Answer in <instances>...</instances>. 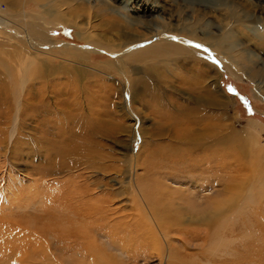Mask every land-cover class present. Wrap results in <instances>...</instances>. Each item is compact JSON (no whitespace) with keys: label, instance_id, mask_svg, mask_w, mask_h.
Here are the masks:
<instances>
[{"label":"bare ground","instance_id":"obj_1","mask_svg":"<svg viewBox=\"0 0 264 264\" xmlns=\"http://www.w3.org/2000/svg\"><path fill=\"white\" fill-rule=\"evenodd\" d=\"M218 1L219 7L205 9L177 0H0V122L14 114L11 138L20 111L42 133L32 135L34 144L20 135L11 153L22 155V164L32 169V177L23 176L13 193L34 189V212L24 214L28 220L13 221L9 215L14 207L0 204V244L35 245L42 256L15 258L13 264L177 260L183 258L179 248L185 254L189 250L190 232L180 227L182 216L165 213L184 209L187 220L212 226L217 216L205 214L196 197L207 189L214 195L206 197L209 205H225L215 199L225 192L218 187L219 177L232 181L241 175L235 186L241 189L245 178L254 175L252 179H260L249 187L248 203L264 195L258 124L253 121L239 134L233 132L224 123L231 101L220 87L221 69L237 79L254 75L247 64L259 59L244 42L254 39L264 49V0ZM60 26L74 29L80 43L58 44L54 34ZM94 54L109 59L94 64ZM83 81L88 86L95 82L91 99L119 95L111 124L126 129L132 142L138 140V128L141 138H149V154L160 161L152 160L145 176L131 174L125 186L118 182L113 191L101 178L85 173L100 167L91 138L104 112H82L77 86ZM134 102L160 119L150 123L155 132L147 130L142 112L132 108ZM165 132L166 141L158 144L155 136ZM9 180L14 178L8 173ZM257 213L263 215L264 206ZM136 229L140 232L134 234Z\"/></svg>","mask_w":264,"mask_h":264},{"label":"rangeland","instance_id":"obj_2","mask_svg":"<svg viewBox=\"0 0 264 264\" xmlns=\"http://www.w3.org/2000/svg\"><path fill=\"white\" fill-rule=\"evenodd\" d=\"M177 1H181L182 4L205 9L216 8L219 7L220 4L218 0ZM237 1L241 2L242 0ZM253 1L255 4L260 2L259 0ZM261 4L264 5V1ZM33 8L35 9L36 7L34 6ZM74 32V29L71 27L60 26L55 30L54 37L56 38L58 44H62V41L63 43L69 42L79 44L80 42H78L76 39ZM244 47L249 48L250 51L254 52L259 60L255 59V57H252L253 60L257 61L254 64H247L252 67L253 71L255 72L254 75L249 78H246V76H241L240 79H237L227 74L224 69L220 70V74L222 75L220 80L221 90L231 101L225 109L227 119L224 121V123L229 124L232 131L239 134L245 128H247L250 122H257L258 128L260 127L259 130L257 128V136L264 147V49L259 50L257 48V42H255L254 39L249 40L248 38L244 42ZM108 59L109 57H107V55L94 54L92 62L95 64ZM88 82L89 81H83L79 84V86H77L79 87L77 98L81 104L82 112L85 114H91L96 112V110L99 112L101 110V112L104 113H102L103 115L100 116V121L98 120V132H96L91 138V145L93 147L94 153H96L93 159L100 167L94 170H85V173L86 175L91 176V178H101L103 182H106L110 186L109 189L113 191L119 185L118 182H124L122 186H125L131 174L145 176L146 169L149 164H151V161L153 160L154 162L156 159L157 161L159 160L158 157L154 158L149 154V151L151 150V147L147 143L149 138L147 136L145 138H141L142 135H140L138 128L135 130V136L138 138V140L132 142L131 136L128 132H126V129L118 130L111 124L115 121L114 112H116V107L114 106L121 101L119 95H98L96 98L92 97L91 99L88 97V93L93 92V90L96 89V86L93 84L95 83L93 81L92 84L89 83L88 86ZM115 82L117 83V81ZM256 82L258 83L256 84ZM112 87L116 88L120 87V85L115 84ZM258 87L261 89V96L257 95L256 93V89ZM89 100L94 103L93 106L90 105ZM111 103H113V107L110 106ZM132 108L142 112V114L140 113V116H143L145 127L147 130H149V132H155L153 129L150 130L152 127L150 123H155V125L159 124L160 119L156 116H153L149 109H147L145 105L143 106L142 103L138 107L137 103L134 102L132 104ZM110 114L111 116H109ZM13 115L14 114L11 113L6 121L4 120L0 122V204L14 207L15 211H13L9 217L13 221H19V218L22 217H25L23 219L28 220L24 214L26 213V215H29L30 213L31 216V213H33V210H35L33 206H36L35 203H37V197L32 196L35 193L34 189L32 188H30L29 193L27 192L23 195L14 194V187L20 185L23 176L24 178L32 177L30 176L32 169L27 165L22 164L24 163V160H26L22 155L19 158L11 157V153L15 150V142L21 139L19 137L20 135H24V141L29 143L32 142L34 144L37 143V138L33 139L32 135L34 134L36 137H39L42 133L38 129H33L31 125H29V121L23 118L21 112L19 111L18 116L20 121L17 119L16 129L13 133V136L10 138L9 133L13 124L11 122L13 121ZM50 117L51 116H47L48 119H50ZM166 133L167 132H165L163 135L158 134L155 136V140L158 144H162L166 141ZM30 139L31 141H29ZM17 146H19V143ZM131 148L134 150L135 157L131 154ZM32 158L35 159V156ZM252 163L251 166L256 165L255 162ZM156 167H158V165ZM8 173L9 177L14 178L13 181H6V179H8ZM239 176L240 177L237 176V178L232 181H228L223 177L218 178V187L222 189L221 191H225L222 195L225 196L227 195L225 193H228L227 197L222 195H218L217 197L215 196L217 203L222 204L223 202V204H225L221 207L215 209L214 206L208 204L206 199L207 196H212L214 199V195L211 193V191L206 189L203 190L200 195L196 194V203H198V205L201 204L202 209H205V214L211 212L214 214V216H217L215 217V221L213 222L212 226H206L205 224L207 222L201 224V222L197 223L195 221L187 220L186 217L184 218V216L187 214L189 215V213L184 211V209L175 210L172 205V212L168 211L165 213V215H171L172 217L182 216L181 219L183 222L182 226L180 227L186 228L187 231L190 232L187 237V240L190 243H186L189 250H187V252L185 251V254L184 250L179 248L178 252L183 258L173 261L168 260V262L162 260L161 264H264V214L259 216L257 213V211H261L262 207L264 206V195H259V201L255 202L254 204L248 203V199L246 198L251 184L258 183L260 178L257 177L252 179L254 175L251 176L252 180L250 178H245V185L241 189H236L235 186L243 180L242 176ZM203 180L206 181L208 179L201 178L199 180L197 178V181L199 182ZM149 182L151 183L153 181ZM171 185L175 187L179 186L180 188L185 187L186 189V185L181 186L178 183H172ZM102 188L103 184H100L99 189ZM125 191L128 192L129 188L127 187ZM231 194L233 196H230ZM122 197L129 198V196H127L125 193ZM231 197L232 199L230 201L229 199ZM233 197H235V199H233ZM172 201L173 199H171V203ZM176 205L174 207H176ZM27 223L29 224V227H33V223H31V221L30 223ZM183 225H185V227ZM198 227H200V230ZM197 229L198 231H196ZM202 229L204 230L202 231ZM125 230L126 229H124V232ZM204 231L208 232L206 234L207 236L205 235ZM136 232H140V229H136L134 234H136ZM98 240L100 241V239ZM191 242L194 243L192 244ZM189 252L190 254H187ZM226 252H230V255L226 254ZM39 254L42 256V251L39 252L35 248V245L25 246L22 243H17L16 245L0 244V264H13L15 258L16 260L23 258L27 260L28 257L38 256ZM31 261L33 262L34 260L32 259ZM158 261L159 260L157 258H153L148 262L157 264ZM143 263L144 261L140 260L137 264Z\"/></svg>","mask_w":264,"mask_h":264},{"label":"snow or ice","instance_id":"obj_3","mask_svg":"<svg viewBox=\"0 0 264 264\" xmlns=\"http://www.w3.org/2000/svg\"><path fill=\"white\" fill-rule=\"evenodd\" d=\"M196 47H200L199 45H196Z\"/></svg>","mask_w":264,"mask_h":264}]
</instances>
